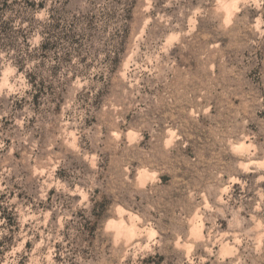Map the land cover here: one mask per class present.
<instances>
[{"label": "rangeland", "instance_id": "374dc122", "mask_svg": "<svg viewBox=\"0 0 264 264\" xmlns=\"http://www.w3.org/2000/svg\"><path fill=\"white\" fill-rule=\"evenodd\" d=\"M0 264H264V0H0Z\"/></svg>", "mask_w": 264, "mask_h": 264}, {"label": "bare ground", "instance_id": "6f19581e", "mask_svg": "<svg viewBox=\"0 0 264 264\" xmlns=\"http://www.w3.org/2000/svg\"><path fill=\"white\" fill-rule=\"evenodd\" d=\"M234 1V0H233ZM227 13H228V11H227ZM227 16V15H226ZM226 20V19H225ZM224 22V21H223ZM118 232V231H117ZM117 239V238H116ZM115 241V240H114ZM118 241V240H117Z\"/></svg>", "mask_w": 264, "mask_h": 264}]
</instances>
